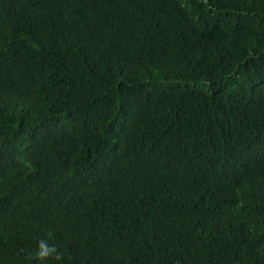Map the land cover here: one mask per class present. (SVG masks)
Masks as SVG:
<instances>
[{"label":"trees","instance_id":"trees-1","mask_svg":"<svg viewBox=\"0 0 264 264\" xmlns=\"http://www.w3.org/2000/svg\"><path fill=\"white\" fill-rule=\"evenodd\" d=\"M0 264H264V0H0Z\"/></svg>","mask_w":264,"mask_h":264},{"label":"clouds","instance_id":"clouds-1","mask_svg":"<svg viewBox=\"0 0 264 264\" xmlns=\"http://www.w3.org/2000/svg\"><path fill=\"white\" fill-rule=\"evenodd\" d=\"M56 253L54 246L49 245L46 241H40L36 256L39 260H45Z\"/></svg>","mask_w":264,"mask_h":264}]
</instances>
